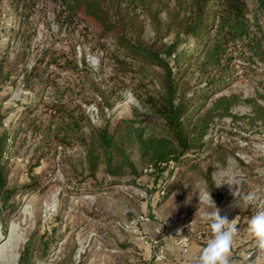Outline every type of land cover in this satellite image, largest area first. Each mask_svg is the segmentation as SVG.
<instances>
[{
	"label": "trees",
	"instance_id": "trees-1",
	"mask_svg": "<svg viewBox=\"0 0 264 264\" xmlns=\"http://www.w3.org/2000/svg\"><path fill=\"white\" fill-rule=\"evenodd\" d=\"M38 1L46 0H0V20L1 8H8L19 34ZM50 2L58 30H66L69 43L63 49L51 41L30 67L21 69L27 100L17 118L6 122L0 110V210L14 211L17 191L9 185L8 154L21 131L36 143L26 188L34 187L33 168L58 146L83 148L80 174L86 172L87 178L95 180L101 169L109 181L130 176L140 184L141 170L129 154V146L135 145L139 165L159 187L171 168L196 169L220 150L222 145L209 137L211 127L216 119L235 118L231 108L239 98L213 93L230 85L238 69L246 74L258 64L264 66V0ZM146 23L154 31L148 40L142 37ZM19 38L24 44L19 55H24L30 36L24 32ZM79 38L96 49L97 70L84 51H76ZM10 66L0 56V89L10 80ZM65 72L72 76L62 75ZM122 87L132 89L141 109L132 107L131 117L112 125L104 109L112 107ZM49 88L52 95L47 97ZM258 96L264 99L263 93ZM244 101L263 115L264 107L255 98ZM90 102L103 116L102 125L91 122L85 108ZM209 168L203 177L213 191ZM44 237L37 238L33 231L19 250L17 264L43 258L48 249Z\"/></svg>",
	"mask_w": 264,
	"mask_h": 264
},
{
	"label": "rangeland",
	"instance_id": "rangeland-1",
	"mask_svg": "<svg viewBox=\"0 0 264 264\" xmlns=\"http://www.w3.org/2000/svg\"><path fill=\"white\" fill-rule=\"evenodd\" d=\"M52 9L50 0L38 1L29 23L21 26L18 34L15 15L8 8H1L0 56L12 64L10 80L0 89V110L7 115L6 122L18 117L27 100L21 69L30 67L38 51L51 41L67 49V32L64 28L58 30ZM24 32L30 36L29 46L24 55H19L24 45L19 36ZM142 37H154L147 23ZM76 51H84L89 65L97 70L96 49L79 38ZM263 73L261 64L246 74L244 69H238V76L230 85L213 93V97L235 94L239 98L231 108L235 118L216 119L211 127L209 137L222 147L196 169L171 168L169 177L164 173L162 178L167 180L160 187L139 165L135 145L129 146V154L141 170L137 180L140 184L132 182L130 176L109 181L101 169L95 180L87 178L86 172L80 174L84 151L80 145H74L65 149L58 146L54 155L44 158L31 171L34 187L26 188L31 180L29 164L36 143L28 132L25 135L21 131L8 154L9 185L17 194L12 200L14 211L0 210V264H17L19 250L33 231L37 238L45 236L48 243L47 254L35 259V264H165L164 241L175 235L178 222L187 218L199 226L200 221H205L204 213L213 210L204 206L196 211L202 193L211 192L213 198L227 201L232 189L227 182L233 179L239 181L244 195L264 185V113L256 115L244 101L252 97L264 107V99L258 96V92L264 95ZM62 75L72 76L69 72ZM116 93L112 107L104 109L112 125L131 117L132 107L141 109L130 87L118 88ZM51 95L49 88L46 96ZM85 108L93 124L104 123L94 102ZM208 165L213 191L203 177ZM217 184L222 185L217 188ZM246 207L252 213V206ZM181 215L184 219L179 218ZM156 238L159 240L155 244ZM160 248L165 259L158 261L155 254Z\"/></svg>",
	"mask_w": 264,
	"mask_h": 264
},
{
	"label": "clouds",
	"instance_id": "clouds-1",
	"mask_svg": "<svg viewBox=\"0 0 264 264\" xmlns=\"http://www.w3.org/2000/svg\"><path fill=\"white\" fill-rule=\"evenodd\" d=\"M239 181L233 179L227 182L229 186L238 184ZM225 184V183H223ZM222 184H217V188ZM234 188V187H233ZM233 196L237 199L233 202V207H240L241 200L238 198L237 192L233 190ZM256 196L248 194L243 197V201L247 204H255ZM199 201L205 203L214 211L204 213V219L209 223L212 238L207 245L201 250L196 264H234L231 259L234 237L239 231L236 218L231 221L227 216L221 215V210L216 206L211 192H204ZM247 232L252 237L255 247L261 255H264V210L257 211L247 222ZM259 259V257H257ZM247 261V258H245ZM255 264V262H252Z\"/></svg>",
	"mask_w": 264,
	"mask_h": 264
},
{
	"label": "crops",
	"instance_id": "crops-1",
	"mask_svg": "<svg viewBox=\"0 0 264 264\" xmlns=\"http://www.w3.org/2000/svg\"><path fill=\"white\" fill-rule=\"evenodd\" d=\"M216 198V197H215ZM217 200L219 199L216 198ZM253 215L245 203L242 201L240 207H232L230 209L229 220L236 218V223L239 231L234 237V243L232 247V256L234 264H247L250 259L245 260L246 254L251 249H254L255 245L252 237L247 232L248 219ZM199 226L206 228L207 234L202 240H193L190 242L186 253H182L181 246L176 243L175 236H169L164 241V248L167 254L165 264H196L197 258L203 249L207 245V242L212 238L209 223L206 221H200ZM147 249V247H145ZM258 264H264V255H261L258 260Z\"/></svg>",
	"mask_w": 264,
	"mask_h": 264
},
{
	"label": "built area",
	"instance_id": "built-area-1",
	"mask_svg": "<svg viewBox=\"0 0 264 264\" xmlns=\"http://www.w3.org/2000/svg\"><path fill=\"white\" fill-rule=\"evenodd\" d=\"M217 136L216 134L214 135V139H216ZM150 170V169H148ZM264 173V172H263ZM234 187V188H233ZM232 187V189L229 190V200H225L224 198L222 199H215L213 198L216 206L221 210V215L222 216H227V218H229V214H230V209L233 207V202L237 199L236 197L233 196V190H235L237 192L238 198L241 200V202L243 201V197L248 195V194H254L256 196V202L255 204H246V205H251L252 208V213L253 215L259 211V210H264V185L259 188V189H255L252 192H249L247 194H243L240 188V183L235 184ZM160 193H163V190L160 191ZM203 195V193H202ZM201 195V197H202ZM199 207L197 208L196 211H200V209L204 206L208 207L205 203H203L202 201L200 202ZM210 208V207H209ZM214 211V209L212 210ZM179 218L184 219V217L181 215ZM175 237L177 238L176 243L179 244L181 246V251L182 253H186L189 247V244L191 241L193 240H202L206 234V228L204 226H198L195 224L194 220H188L187 218L178 222V227L174 233ZM158 236V235H157ZM157 239L153 240L154 243H157ZM159 240V239H158ZM261 254L258 252L257 248L254 247V249H251L250 251H248V253L246 254V258L250 259V261L247 264H252V262H255V264H258V260L257 257H260ZM165 259V255H164V250L162 248H160L156 254H155V260H163Z\"/></svg>",
	"mask_w": 264,
	"mask_h": 264
}]
</instances>
